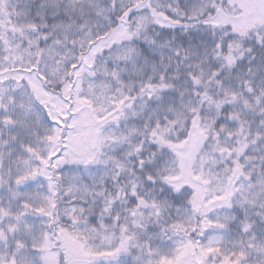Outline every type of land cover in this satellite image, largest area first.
<instances>
[{"label":"snow or ice","instance_id":"obj_1","mask_svg":"<svg viewBox=\"0 0 264 264\" xmlns=\"http://www.w3.org/2000/svg\"><path fill=\"white\" fill-rule=\"evenodd\" d=\"M0 264H264V0H0Z\"/></svg>","mask_w":264,"mask_h":264}]
</instances>
